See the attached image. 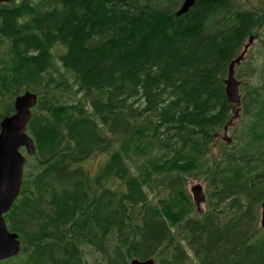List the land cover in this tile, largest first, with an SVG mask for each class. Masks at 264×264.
Here are the masks:
<instances>
[{
    "label": "trees",
    "instance_id": "obj_1",
    "mask_svg": "<svg viewBox=\"0 0 264 264\" xmlns=\"http://www.w3.org/2000/svg\"><path fill=\"white\" fill-rule=\"evenodd\" d=\"M183 1L0 4V123L15 97H39L28 125L36 174L25 172L5 215L23 251L0 264H264L254 231L264 170L253 173L249 155L210 163L206 213L186 188L231 118L225 79L248 38L264 37V0H196L178 15ZM69 89L82 96L62 100ZM255 100L259 123L263 93ZM252 143L245 150L262 154L264 131ZM100 154L92 173L85 163Z\"/></svg>",
    "mask_w": 264,
    "mask_h": 264
},
{
    "label": "water",
    "instance_id": "obj_2",
    "mask_svg": "<svg viewBox=\"0 0 264 264\" xmlns=\"http://www.w3.org/2000/svg\"><path fill=\"white\" fill-rule=\"evenodd\" d=\"M11 0H0L8 2ZM196 0H185L177 11L183 14L193 7ZM254 37L251 36L249 42L244 46L243 51L229 65L226 83V95L232 104L235 113L233 119L239 117L240 106V81L235 76V65L238 64L246 54ZM37 103V95L30 91L18 96L15 99V113L5 117L1 121L0 130V261L17 256L22 252L20 236L16 232L9 230L5 219L19 197L24 179V168L27 163L26 156L20 151L25 147L29 155L36 154V146L33 139L27 134V125L32 118V107ZM193 201L201 213V205L206 201V194L203 185L194 184L191 187ZM261 226L264 227V202L261 204ZM103 264V263H99ZM130 264H155L154 258L140 260L134 258Z\"/></svg>",
    "mask_w": 264,
    "mask_h": 264
},
{
    "label": "rangeland",
    "instance_id": "obj_3",
    "mask_svg": "<svg viewBox=\"0 0 264 264\" xmlns=\"http://www.w3.org/2000/svg\"><path fill=\"white\" fill-rule=\"evenodd\" d=\"M258 2H261V1L260 0H250V3L252 4H256ZM244 60L249 61L250 64L252 65L251 72H253V74H251L250 77H247V72L246 71L239 72L238 70L240 67L237 66L236 76L239 78V80H242L241 81L242 88L240 89V93L242 97L246 100V103L250 105V102L257 103L256 100L252 101V97L254 94L258 95V97L262 93L264 95V37L263 36L255 39L252 46L248 50ZM81 96H82V93H75L74 89H69L67 91V96L62 98V100H66V101L77 100ZM257 104H258V108H254L253 105H250V108L245 112L243 110L244 104L242 102L240 106V110H239V120L236 123V131L234 132V136H232L231 142L227 144L221 139H218L216 143L211 147L212 151L210 155L208 156V158L206 159L208 161V166L207 167L202 166L200 169L194 172V174H196L195 177H190L187 179L186 188H187L188 193L191 195V197H192L191 187L194 184L203 185L205 192L208 194L210 187L207 181V174H205V171L206 169L209 170L213 168L210 165V163H219L223 165V167H228L229 164L238 166L240 165V163L239 161H237V158L240 157L241 155H249L251 157L250 158L251 168L255 169L253 173L264 170V152L260 155H253L252 154L253 152H250L248 149L245 150L247 147L253 144L252 134L254 132L264 131V120L262 119L261 122L259 123L255 122L256 120L255 115L258 114L261 108L259 103ZM261 105L263 107V104ZM234 112L235 111L233 110V113ZM217 132L221 133L222 127L219 128ZM221 135H224V132L221 133ZM260 149H263L262 144L260 145ZM22 152L24 153V155L28 157V163L26 165L25 172L36 174L35 173L36 169H33L32 167L34 163V160L32 159L33 156H28L24 149L22 150ZM229 154L232 156H227ZM106 159H107V155H102V154L95 155L94 157L89 159V161L86 162L85 165L86 167L90 168L89 170L92 173H96L98 170H100L101 166L103 165ZM203 162L204 161H202L201 163L203 164ZM261 174H264V173L261 172ZM259 179L264 180V176L263 178L260 177ZM209 199L210 197L207 196V201L204 204H202L203 213H206L210 209ZM215 201L216 199H213V202ZM221 207H224V205H222ZM258 209L260 208L258 207ZM224 210H226V206L224 207ZM222 215L223 217L227 216L226 211ZM258 215L259 216L257 220V225L254 231L256 234H261V233H264V230L260 229L259 227L260 210L258 211ZM87 263L88 264H98V263H101V261H97L96 255H87Z\"/></svg>",
    "mask_w": 264,
    "mask_h": 264
},
{
    "label": "flooded vegetation",
    "instance_id": "obj_4",
    "mask_svg": "<svg viewBox=\"0 0 264 264\" xmlns=\"http://www.w3.org/2000/svg\"><path fill=\"white\" fill-rule=\"evenodd\" d=\"M242 104V103H241ZM239 108V106H238ZM240 109V108H239ZM249 108L247 106L243 107V110L246 112ZM234 110V109H233ZM231 110V111H233ZM239 120L238 118L233 119L232 115L231 118L229 119V121L222 126V132H224V135H221V133H216V141L218 139H221L222 141L226 142L227 144H229L232 140V136H234V132L236 131V123ZM221 136V137H220Z\"/></svg>",
    "mask_w": 264,
    "mask_h": 264
},
{
    "label": "bare ground",
    "instance_id": "obj_5",
    "mask_svg": "<svg viewBox=\"0 0 264 264\" xmlns=\"http://www.w3.org/2000/svg\"><path fill=\"white\" fill-rule=\"evenodd\" d=\"M206 1V0H205ZM125 2V1H124ZM115 5V4H114ZM143 8H145L144 6H143ZM4 10V9H3ZM106 10H108V9H106ZM150 10V9H149ZM100 11V10H99ZM21 12V11H20ZM105 12V11H104ZM143 12V11H142ZM4 16V15H3ZM141 16V15H140ZM128 18V17H127ZM141 18V17H140ZM153 19V18H152ZM45 21V20H44ZM190 21V20H189ZM41 22V21H40ZM5 31V30H4ZM15 32V31H14ZM59 32V31H58ZM19 37V36H18ZM68 37V36H67ZM132 37V36H131ZM36 38V37H35ZM128 39V38H127ZM39 40V39H38ZM34 41V40H33ZM66 45V44H65ZM39 46V45H38ZM133 46V45H132ZM144 46V45H143ZM140 48V47H139ZM43 51V50H42ZM41 51V52H42ZM46 51V50H45ZM92 53V52H91ZM46 58V57H45ZM48 59V58H47ZM32 61V60H31ZM25 64V63H24ZM23 65V64H22ZM45 66V65H44ZM17 72V71H16ZM9 96V95H8ZM143 117H144V115H143ZM180 140V139H179Z\"/></svg>",
    "mask_w": 264,
    "mask_h": 264
}]
</instances>
